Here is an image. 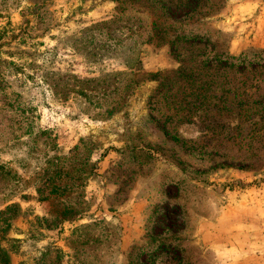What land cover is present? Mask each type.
<instances>
[{
  "label": "rangeland",
  "instance_id": "obj_1",
  "mask_svg": "<svg viewBox=\"0 0 264 264\" xmlns=\"http://www.w3.org/2000/svg\"><path fill=\"white\" fill-rule=\"evenodd\" d=\"M0 165V264H264V0H0Z\"/></svg>",
  "mask_w": 264,
  "mask_h": 264
},
{
  "label": "trees",
  "instance_id": "obj_2",
  "mask_svg": "<svg viewBox=\"0 0 264 264\" xmlns=\"http://www.w3.org/2000/svg\"><path fill=\"white\" fill-rule=\"evenodd\" d=\"M4 170H5V167H4L3 165H0V173H2V171H4ZM54 188L59 189V187H54ZM65 192H66V191L64 190L61 194H64ZM39 193H40V195L42 196V197H41V198H42L41 200H42V201L45 200L46 198L43 197V196H44L43 193H42L41 191H39ZM55 193H56V192H55ZM52 194H53V193H52ZM9 209H10V208H9ZM70 209L72 210V208L69 207V210H70ZM67 210H68V209L65 208V211L63 212V215H62L63 218H64V221H65V218H66L65 216H66V214H67ZM2 213H3V212H1L0 214H2Z\"/></svg>",
  "mask_w": 264,
  "mask_h": 264
}]
</instances>
